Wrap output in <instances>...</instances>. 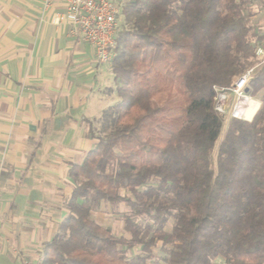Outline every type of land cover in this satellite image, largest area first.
Listing matches in <instances>:
<instances>
[{
    "label": "trees",
    "instance_id": "16d2710c",
    "mask_svg": "<svg viewBox=\"0 0 264 264\" xmlns=\"http://www.w3.org/2000/svg\"><path fill=\"white\" fill-rule=\"evenodd\" d=\"M259 3L121 0L118 101L102 112L103 135L90 131L95 147L69 166V213L40 264H149L159 244L166 264H264V62L250 24ZM253 67L246 89L258 110L225 122L214 87ZM102 202L128 208V238L91 217Z\"/></svg>",
    "mask_w": 264,
    "mask_h": 264
},
{
    "label": "crops",
    "instance_id": "0c3cea01",
    "mask_svg": "<svg viewBox=\"0 0 264 264\" xmlns=\"http://www.w3.org/2000/svg\"><path fill=\"white\" fill-rule=\"evenodd\" d=\"M61 11L60 0H0V264H40L69 213V166L95 147L90 131L110 107V64L53 24ZM251 19L264 49V0ZM249 99L248 121L260 106Z\"/></svg>",
    "mask_w": 264,
    "mask_h": 264
},
{
    "label": "built area",
    "instance_id": "2783aa9c",
    "mask_svg": "<svg viewBox=\"0 0 264 264\" xmlns=\"http://www.w3.org/2000/svg\"><path fill=\"white\" fill-rule=\"evenodd\" d=\"M63 11L53 16V24L64 27L67 36L80 38L88 43L94 50L98 65L110 64L114 54L112 48L117 33L121 29L119 22L120 7L113 0H60ZM47 6V4H46ZM256 57L264 62V49L257 46ZM255 67L247 70L237 77L228 88L214 87L215 109L222 115H226L229 109V96H233L234 102L230 109V117L246 120L241 108L249 96L245 92L246 84L254 73ZM23 264H31L24 262Z\"/></svg>",
    "mask_w": 264,
    "mask_h": 264
},
{
    "label": "rangeland",
    "instance_id": "374dc122",
    "mask_svg": "<svg viewBox=\"0 0 264 264\" xmlns=\"http://www.w3.org/2000/svg\"><path fill=\"white\" fill-rule=\"evenodd\" d=\"M113 2L117 6H119V3H120L119 0H114ZM252 10L254 12V7ZM119 22L121 24V27L124 26L122 25L124 24V20L122 17H119ZM250 24L253 30L255 31V33L259 35V32L257 31L256 27H254L253 25L252 19L250 20ZM257 46H260V41L257 43ZM108 86L109 87H107L105 90L108 95V99H107V102H105V105L112 106L118 101V97L116 96V93H115L114 84L112 82H109ZM232 106H233V103H230L228 113L224 116L225 122L230 117L229 112H230V109H232ZM246 117H249V116L247 115ZM100 118L97 119L96 122L94 123L96 127L93 128V131L97 133L98 135H103V131L101 130L103 123L100 120ZM128 194H129L128 191L123 190V189L120 190V195H128ZM128 212H129L128 208H126V206L122 203L110 204L107 202H102L100 207L92 212L91 217L103 227L110 229L114 235L128 238L129 234L125 232L123 228L124 216L127 215ZM170 229H171V225L168 224L165 227V230L170 231ZM138 252H139V249L135 247L134 249L130 251L129 256H132ZM164 258H165V254L164 252H162V249L160 248V244H159V246L156 249H154L153 258L150 259L148 262L149 264H166L164 261Z\"/></svg>",
    "mask_w": 264,
    "mask_h": 264
},
{
    "label": "bare ground",
    "instance_id": "6f19581e",
    "mask_svg": "<svg viewBox=\"0 0 264 264\" xmlns=\"http://www.w3.org/2000/svg\"><path fill=\"white\" fill-rule=\"evenodd\" d=\"M249 100H251V99H249ZM249 100H248L247 103H246V107H245L246 109H245V112L249 111V109H250V106H251V105H250V101H249ZM243 112H244V111H243Z\"/></svg>",
    "mask_w": 264,
    "mask_h": 264
},
{
    "label": "water",
    "instance_id": "95a60500",
    "mask_svg": "<svg viewBox=\"0 0 264 264\" xmlns=\"http://www.w3.org/2000/svg\"><path fill=\"white\" fill-rule=\"evenodd\" d=\"M245 92L247 93V89L245 90Z\"/></svg>",
    "mask_w": 264,
    "mask_h": 264
}]
</instances>
